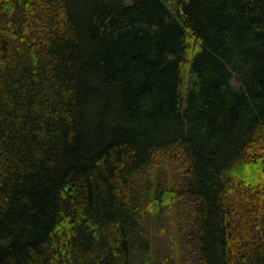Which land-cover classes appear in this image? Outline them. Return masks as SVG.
<instances>
[{"label":"trees","instance_id":"16d2710c","mask_svg":"<svg viewBox=\"0 0 264 264\" xmlns=\"http://www.w3.org/2000/svg\"><path fill=\"white\" fill-rule=\"evenodd\" d=\"M0 264H264V0H0Z\"/></svg>","mask_w":264,"mask_h":264},{"label":"rangeland","instance_id":"374dc122","mask_svg":"<svg viewBox=\"0 0 264 264\" xmlns=\"http://www.w3.org/2000/svg\"><path fill=\"white\" fill-rule=\"evenodd\" d=\"M232 84L237 85V81L235 79L232 80ZM146 228L148 232L151 234L152 240H153V249L155 251L165 253L169 248V238L168 233L157 235L153 227L150 225V223H146Z\"/></svg>","mask_w":264,"mask_h":264}]
</instances>
